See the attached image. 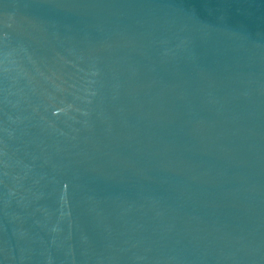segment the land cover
Listing matches in <instances>:
<instances>
[{"label":"water","instance_id":"water-1","mask_svg":"<svg viewBox=\"0 0 264 264\" xmlns=\"http://www.w3.org/2000/svg\"><path fill=\"white\" fill-rule=\"evenodd\" d=\"M0 264H264V0H0Z\"/></svg>","mask_w":264,"mask_h":264}]
</instances>
